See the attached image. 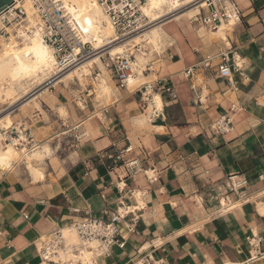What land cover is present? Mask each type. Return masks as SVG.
I'll use <instances>...</instances> for the list:
<instances>
[{"label": "crops", "instance_id": "obj_1", "mask_svg": "<svg viewBox=\"0 0 264 264\" xmlns=\"http://www.w3.org/2000/svg\"><path fill=\"white\" fill-rule=\"evenodd\" d=\"M233 1L242 21L226 39L189 20L166 27L173 42L153 54L148 79L136 89L121 88L109 70L111 98H91L86 88L77 103L80 86L69 83L49 105L41 103L45 110L31 121L51 153L32 164L43 177L35 179L23 156L0 170V264H42L40 239L90 217L109 221L121 204L136 208L141 193L145 209L125 220H137L135 232L122 224L125 248L114 247L97 264H243L255 252L252 233L262 240L253 264H264V0ZM228 51L241 57L242 73L219 78ZM201 63L209 68L187 76ZM160 82L178 99L161 93L164 116L147 122L141 90ZM228 114L233 130L214 133L212 125ZM133 161L142 171L131 176L125 164ZM152 170L158 173L153 183L144 173ZM235 174L248 180L249 200L231 194L233 208L226 211L220 200Z\"/></svg>", "mask_w": 264, "mask_h": 264}, {"label": "built area", "instance_id": "obj_2", "mask_svg": "<svg viewBox=\"0 0 264 264\" xmlns=\"http://www.w3.org/2000/svg\"><path fill=\"white\" fill-rule=\"evenodd\" d=\"M97 4L107 15L116 31V41L106 45L101 49L93 48L87 40L86 34L82 30L76 17L70 12L63 0H32L35 15L39 20V26L44 42L50 46L57 61V72L70 70L75 65L83 63L88 59L102 54V51L115 44H120L125 40L142 35L151 29L158 21H152L144 12V7L150 0H95ZM174 2L175 11L164 17L162 20L167 22L172 20V16L178 13L196 9L198 13L194 14L189 21L192 25L206 28L210 31H217L221 26H233L241 23L242 13L233 0H171ZM18 0H15L6 12L0 15L14 13L12 22L17 23V27L25 25L26 13L23 7H16ZM23 4V0H19ZM5 43H10V34L0 31ZM17 35V34H16ZM109 43V42H108ZM104 56L101 57V59ZM135 57L130 53L119 55L117 57L109 56L106 67L114 73L115 79L121 88L126 87V83L131 76H134ZM209 63H201L187 71V76H191L197 70L206 71ZM243 61L240 56L230 51L221 55V63L218 67L219 78H229L234 73H242ZM56 75L53 79H55ZM50 89L51 84H45ZM161 93L167 99L176 101L178 99L175 89L171 86L163 85L161 82L156 85H146L141 90V102L145 106L147 116L151 122H155L164 116L165 104ZM156 96H160L161 105L156 103ZM232 110H236L233 107ZM32 124L25 122L19 127H11L8 130H0L11 143L16 140V148L25 150L26 154L32 153L40 147L32 130ZM233 130V118L228 114L212 125V131L219 135H225ZM131 147L120 152V157L124 153H129ZM126 169L131 176L139 174L142 170L137 162L125 164ZM148 180L153 183L158 178L155 170L144 172ZM248 180L242 175L235 174L228 176V191L222 195L220 200L221 207L229 211L231 194H235L238 202H247L249 195L243 192L248 187ZM120 191H124L117 185ZM146 194L141 193L136 208L126 207L121 204L115 213L111 215L109 221H103L95 218H87L79 223L69 225L63 229H57L40 239L37 243V253L42 264H97V260L102 257H110L114 247L124 249L126 246L125 237L121 235L120 226L123 224L129 232H135L136 219L132 223L125 222L130 214L143 211L145 205L143 198ZM227 203L228 206H227ZM25 218L28 217L25 215ZM66 233L74 234L78 242L68 241ZM0 235H2L0 231ZM249 245L254 249L252 258L243 264H253L260 254L261 238L256 233H252L248 239ZM144 264L150 263L148 260Z\"/></svg>", "mask_w": 264, "mask_h": 264}, {"label": "bare ground", "instance_id": "obj_3", "mask_svg": "<svg viewBox=\"0 0 264 264\" xmlns=\"http://www.w3.org/2000/svg\"><path fill=\"white\" fill-rule=\"evenodd\" d=\"M63 1L78 20L82 30L86 34L87 40L92 44L93 48L98 50L117 40L113 25L95 0ZM19 6L23 7L27 15L25 25L21 28L23 30H19V34L15 35L13 30H10L5 25L6 19L9 22L13 21L14 13L11 12L8 15L0 17V31L4 29L9 31L11 38L10 43H5L4 38L0 35V42H3L2 48H0V103L1 101L3 103L12 101L11 106L18 104L21 108H25L32 103L39 107L38 100L45 92L49 91V88L46 86L39 88L45 84L53 86L59 83H73L86 90L88 82L93 78V67L95 64L101 69V75L95 79L98 81L95 83V87L101 97L111 98L112 87L107 74L109 70L101 59L106 54L111 57H117L131 53L135 57L133 66L135 75L128 79L126 87L128 86L131 90L132 88L136 89L148 79L145 72L149 71L147 66H149L148 63L151 61L153 54H161L164 47L173 42L172 36L167 32L166 27L173 24L179 27L185 22V18L189 20L194 14L198 13V10L191 9L184 13L175 14L172 16V20L164 22L165 20L162 19L175 11L176 6L174 2L171 0H150L144 7V12L152 21H158L151 29L142 35L131 37L120 44L105 48L102 54L77 64L68 71H65V69L61 70L60 73L63 72V76H57L53 79L59 74L56 72L57 61L53 49L43 40L32 0H23V4L18 0L16 7ZM230 27L232 25H223L213 32V34L226 39L227 31H232ZM34 86H37L39 89ZM25 97L27 98L24 99ZM155 100L160 106V96H156ZM60 113H63V111ZM11 114L8 112L3 115V112H0L1 130H8L13 126L14 120ZM144 119L150 122L147 113H145ZM16 143V140L8 143L6 136L0 133V170L9 171L13 167V163L18 160V157L23 156L28 160V169L35 176V179L42 178L43 174L33 164L50 155L49 146L46 144L40 145L32 153L26 154L25 150L15 147ZM33 161L35 162L32 164ZM260 212L264 213L262 209H260ZM66 236L69 242H78L74 234L66 233ZM258 260L256 259L255 261Z\"/></svg>", "mask_w": 264, "mask_h": 264}, {"label": "rangeland", "instance_id": "obj_4", "mask_svg": "<svg viewBox=\"0 0 264 264\" xmlns=\"http://www.w3.org/2000/svg\"><path fill=\"white\" fill-rule=\"evenodd\" d=\"M188 19H186L185 18V21H187ZM15 24H17V23H15V22H9V20L8 19H6L5 20V25H6V27L7 28H10V30H13V32L15 33V35L16 34H19V30H23V29H21L22 27L21 26H19V27H16V25ZM14 27V28H13ZM175 28V27H174ZM168 30L170 31V30H172L171 28H168ZM4 32H7V33H9L10 34V32L9 31H7V30H3ZM2 41L0 42V48H2ZM130 54V53H129ZM108 59H109V56H104L103 58H102V61H103V64L105 65L107 62H108ZM148 64H150V62L148 63ZM106 66V65H105ZM147 68H148V66H147ZM98 69H100V67L97 65V64H95L94 65V67H93V78H91V80L88 82V87H87V89H88V91H93V93H94V95L91 97V98H98V99H101V96L99 95V93H98V91H97V89H96V87H95V83L96 82H98V81H96L95 80V78H97V76H98V74L100 73L99 72V70ZM108 69V68H107ZM109 70V69H108ZM58 70L56 69V72H57ZM100 71H101V69H100ZM146 73V72H145ZM58 74V73H57ZM108 74V73H107ZM110 75V77H112L113 78V75L111 74V73H109L108 74V76ZM58 76L60 77H62L63 76V73H61V74H58ZM109 77V78H110ZM112 80H114L115 81V79L113 78ZM63 84H65V83H59V84H57V85H53V88L52 89H50L49 91H47V92H45L44 93V95L38 100V102H39V107H37L34 103H32V104H30V105H28V106H26L25 108H21V106L20 105H18V104H16V105H14V106H11V102L10 101H7V102H5V103H3L2 101H1V103H0V112H3V115L4 114H6V113H8V112H10V113H12L11 114V116H12V119L14 120L13 121V127H19L20 125H22L23 123H25V122H29V124H32V130H33V132H34V120H32L31 121V119H32V117H33V115H34V113L36 112V110H39V111H43V110H45L44 109V106L45 105H49L48 103V99L51 97V96H53V95H55L54 93L56 92V90L58 89V88H60L61 86H63ZM35 88L37 87V86H34ZM43 87H45V85H43L42 87H39V88H43ZM38 88V87H37ZM38 88V89H39ZM78 90V93H76V95L77 96H75L76 97V100H77V103L79 102V98L80 97H85V96H87V92H84V94H81L82 93V88H80L79 87V89H77ZM84 91H86V90H84ZM74 97V98H75ZM27 97H25L24 99H26ZM41 103H44L43 105L41 104ZM11 107V108H10ZM22 109H20V108ZM60 115H61V117L62 118H66L67 116H68V112L67 113H60ZM31 121V122H30ZM15 122V123H14ZM20 124V125H19ZM1 130V129H0ZM4 131V130H3ZM0 133H1V131H0ZM34 135H35V132H34ZM35 138H36V140L39 142V140H38V138L36 137V135H35ZM40 143V142H39ZM41 145H42V143H41ZM21 158V156L20 157H18V160Z\"/></svg>", "mask_w": 264, "mask_h": 264}, {"label": "water", "instance_id": "obj_5", "mask_svg": "<svg viewBox=\"0 0 264 264\" xmlns=\"http://www.w3.org/2000/svg\"><path fill=\"white\" fill-rule=\"evenodd\" d=\"M14 3L15 0H0V15L6 12Z\"/></svg>", "mask_w": 264, "mask_h": 264}]
</instances>
